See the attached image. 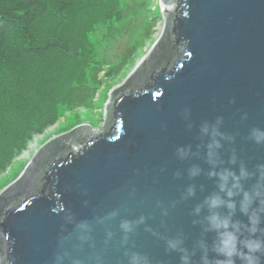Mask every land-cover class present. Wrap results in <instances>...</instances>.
Here are the masks:
<instances>
[{"label":"water","instance_id":"95a60500","mask_svg":"<svg viewBox=\"0 0 264 264\" xmlns=\"http://www.w3.org/2000/svg\"><path fill=\"white\" fill-rule=\"evenodd\" d=\"M159 3L173 9L100 131L47 141L0 193V264H201L209 173L264 174V0Z\"/></svg>","mask_w":264,"mask_h":264},{"label":"rangeland","instance_id":"374dc122","mask_svg":"<svg viewBox=\"0 0 264 264\" xmlns=\"http://www.w3.org/2000/svg\"><path fill=\"white\" fill-rule=\"evenodd\" d=\"M118 5L117 12L107 13L94 24L89 21L83 26L65 24L59 30L62 24L51 20L46 31L48 38L40 47H33L31 40H25L26 35L32 36L28 28L32 18L27 16L24 19L27 29L24 28L23 40L2 58L5 65L0 68V104L8 98L17 112L14 114L8 110L1 118V123L7 120L8 124L1 126L0 136L9 133L12 124L24 115L35 122L38 119L44 121L45 115L52 116V122L46 126L45 122H41V128L29 125L32 135L19 155L0 172V193L20 176L37 150L47 141L83 125L89 126L92 132L100 131L104 125V107L111 91L119 87L152 50L162 31L163 16L170 12H163L164 7L159 0H118ZM48 29L54 34L50 36ZM78 38H82L81 43L77 42ZM82 44L91 47L89 54L83 51ZM60 46H64V49H58ZM127 51H130L128 59L119 66ZM33 53L37 54L34 58L38 61L37 69L29 62V56ZM59 53L66 55L70 62L81 69L68 79L67 93L78 85H87L91 98L82 107L71 110L65 106V95L51 96L46 102L47 106H39V111H33L28 103L32 98L41 103L39 97L53 86V76L47 75L48 72L49 75L53 74V70L50 71L40 62L46 56L43 60L53 62L57 67L60 63ZM38 84H49L50 87L38 89ZM54 102H57L55 107Z\"/></svg>","mask_w":264,"mask_h":264},{"label":"trees","instance_id":"16d2710c","mask_svg":"<svg viewBox=\"0 0 264 264\" xmlns=\"http://www.w3.org/2000/svg\"><path fill=\"white\" fill-rule=\"evenodd\" d=\"M118 10V0H11L7 2L0 0V68L5 65L2 60L4 55L19 41L23 40L24 28L27 29L24 19L27 16L32 18L30 27H28L29 32H32V36L26 35L25 40H31L33 47H40L48 38L46 31L51 20L55 19L62 24L59 28L60 30L65 24L83 26L88 21L94 24L106 16L107 13L117 12ZM48 32L50 36L54 34L50 29H48ZM80 36L81 34L79 33ZM81 41L82 38H78L77 42L81 43ZM82 47L83 51L89 54L91 47L86 44H82ZM61 48L64 49V46L58 47V49ZM129 52L127 51L121 59L119 66L126 62ZM36 55V53L31 54L29 62L31 61L32 66L37 69L38 61L34 59ZM59 55L60 63L57 67L53 62L44 61L43 59L46 56L40 62L42 66L48 67L50 71L53 70V74L49 75V72L47 73L48 76H53V86L46 94L39 97L41 103L32 98L28 104L33 111H39V106H47L46 102L51 96L65 95V106L71 110L82 107L91 98L90 87L87 85H78L67 93L68 79L72 77L73 73L80 72L81 69L74 62H70L66 55L63 56L60 53ZM49 87V84L37 85L38 89ZM11 104L12 102L8 98L4 99L0 104V128L4 124H8L7 120L1 123V118L7 114L8 110L14 114L17 112L16 108L11 106ZM56 105L57 102H54L53 106L55 107ZM41 122H45V126L49 125L52 122V116L45 115L44 121L38 119L35 122L28 117L25 118L24 115L12 124L11 128H9V133L7 132L4 137L0 136V172L4 170L5 165L7 166L12 159L19 155L28 137L32 135L29 125L41 128Z\"/></svg>","mask_w":264,"mask_h":264},{"label":"clouds","instance_id":"9594fccd","mask_svg":"<svg viewBox=\"0 0 264 264\" xmlns=\"http://www.w3.org/2000/svg\"><path fill=\"white\" fill-rule=\"evenodd\" d=\"M262 138L264 133L256 142ZM209 148V156H214L211 149L219 148L218 142L213 141ZM209 175L217 178L218 191L205 199L203 207L209 213L205 217L206 231L213 233L214 239L210 247L201 244V264H264V174L257 176L241 166L238 174L222 169ZM254 177L255 182L245 187ZM192 194L190 188L188 195ZM221 208L225 209L223 213ZM195 211L198 214L201 208ZM237 212L244 221L235 219ZM169 247L176 250L177 246L170 242ZM181 262L189 264V257L182 255Z\"/></svg>","mask_w":264,"mask_h":264},{"label":"bare ground","instance_id":"6f19581e","mask_svg":"<svg viewBox=\"0 0 264 264\" xmlns=\"http://www.w3.org/2000/svg\"><path fill=\"white\" fill-rule=\"evenodd\" d=\"M171 5V4H170ZM170 5H166V6H164V12H169V11H171L172 10V6H170ZM95 133V132H94Z\"/></svg>","mask_w":264,"mask_h":264}]
</instances>
